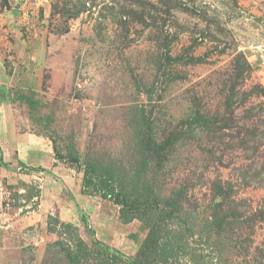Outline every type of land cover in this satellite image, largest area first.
Wrapping results in <instances>:
<instances>
[{
	"label": "rangeland",
	"instance_id": "rangeland-1",
	"mask_svg": "<svg viewBox=\"0 0 264 264\" xmlns=\"http://www.w3.org/2000/svg\"><path fill=\"white\" fill-rule=\"evenodd\" d=\"M141 129L174 144L160 201L183 188L182 209L167 202L181 219L164 223V264H264V0H0V196L33 215L9 264H68L49 213L89 244L137 254L148 227L81 194L79 170L88 159L133 164ZM41 133L64 152L73 141L80 164L59 161L62 178L32 171L36 149L53 150ZM17 140L36 149L18 154ZM141 256L161 264L155 245Z\"/></svg>",
	"mask_w": 264,
	"mask_h": 264
},
{
	"label": "trees",
	"instance_id": "trees-1",
	"mask_svg": "<svg viewBox=\"0 0 264 264\" xmlns=\"http://www.w3.org/2000/svg\"><path fill=\"white\" fill-rule=\"evenodd\" d=\"M141 124L144 125L143 122ZM42 135L50 137L53 142V166L59 165V161L63 160H71V162L80 164V153L73 141L67 144L66 152H64L49 134ZM133 137L137 139H134L137 157L133 164L117 165L116 163H103L97 159H88L82 164L83 169L78 170L82 172L80 189L82 194L100 195L111 199L119 206V218L123 223L138 219L148 227L142 248L135 256L124 257L119 249L98 239H92L89 244L81 236L77 224L49 213L46 218L47 230L57 234L58 239L53 244L59 246L68 264H147L141 255L154 245L159 250V263H167L172 257L171 247L167 246L171 240L167 238L169 243H165L161 239L167 237V227L164 224L166 219H172V217L175 221L181 219L180 213L172 215L167 202H170L173 197H178V207L182 209L180 196L183 188H177L171 192L172 196L167 201H160V178L157 175L160 173V167L167 165L174 144H171L168 138L159 139L153 133H148L143 129L136 131ZM3 161L4 156L1 153L0 165ZM18 163L20 166H26L20 159ZM68 167L74 168L73 166ZM30 168L32 171H45L53 174L52 171L42 166H30ZM35 197L37 200L41 197L40 186L36 190ZM37 206L38 201L34 203L33 210L37 209ZM181 248L182 246H179L178 250ZM110 250L113 251L110 252ZM91 257H94L96 261H91Z\"/></svg>",
	"mask_w": 264,
	"mask_h": 264
},
{
	"label": "crops",
	"instance_id": "crops-1",
	"mask_svg": "<svg viewBox=\"0 0 264 264\" xmlns=\"http://www.w3.org/2000/svg\"><path fill=\"white\" fill-rule=\"evenodd\" d=\"M5 139L6 138L4 134L0 133V147L2 148V150H4L5 148V143H4ZM19 145L22 146L23 143L21 141L18 142L17 140V142H15V144H12L10 148L13 150H17L18 151L17 153L19 154V151L21 150L20 149L21 146ZM24 145L22 146L24 148L31 146V148L36 149V145H34V143L26 142ZM49 149L50 148L48 149L37 148L36 152H34V154L29 158L28 162L31 166H42L46 169H49V171H52L53 173L52 175L50 173H47V177H50L51 179L53 176L54 177L59 176L60 178H62L60 174L61 167L59 165L53 166L54 153H53L52 148H51V151H49ZM20 159L24 161L25 158L21 156ZM19 176L22 180H25L26 174L19 173ZM44 192L45 190L42 187L41 197H40L42 199L44 196L43 195ZM33 211H34L33 213L37 214L36 210H33ZM28 213L30 212L28 211L27 214L23 213L20 206H18L13 213L9 212L8 210H5L3 207V196H0V264H9L15 261L12 248L14 247L17 248L18 247L17 244L20 243V240L18 241V243L15 242L14 236H17L20 238V232L23 230V227L25 226V222H26L25 220L32 219V216H33L32 212L31 214H28ZM23 214H26V215H23ZM103 240L108 242L106 239H103Z\"/></svg>",
	"mask_w": 264,
	"mask_h": 264
}]
</instances>
